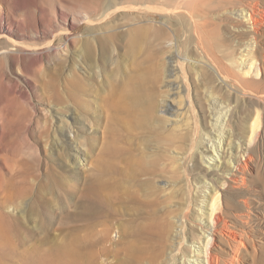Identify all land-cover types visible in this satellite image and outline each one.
<instances>
[{"label":"bare ground","instance_id":"1","mask_svg":"<svg viewBox=\"0 0 264 264\" xmlns=\"http://www.w3.org/2000/svg\"><path fill=\"white\" fill-rule=\"evenodd\" d=\"M80 9L71 21L66 14L62 15L63 29L58 31L50 23L32 33H26L30 31L27 27L12 23L0 11V46H3L0 64L6 62L10 66L17 64L30 69L44 56L56 54L57 43L63 45L59 66L68 90L65 115L73 120L71 107L75 105L83 118H93L100 134L97 139L99 152L109 157L115 168L113 180L116 185L144 187L161 195L165 212L155 235L156 253L149 264H203L202 257L206 264H218V246L212 248L209 255L206 250L211 241L216 243L217 240L208 238L209 227H213L211 236H223L224 231H229V225H220V221L223 217L230 218L236 208L235 194L226 193L221 198V209L217 189L225 187L226 178L217 173L221 170L230 173L233 178L229 181L235 183H238V177L242 178L238 175L241 167L234 168L229 159L224 160L223 165L218 163L217 159L222 156L218 152L222 150L224 129L227 127L232 131L227 136L229 139L235 134L232 113L228 114L230 118L226 119L225 125L222 122L230 105L234 104L238 113L243 110L248 113L238 120V125L235 123L240 134H250L249 140L254 135L264 137V79H258L260 70L252 61L243 68L247 55L243 54L244 58L241 57L238 63L236 58L226 57L208 19L222 20L223 15H230L239 23L233 25L234 29L246 27L248 23L253 32L260 28V23L251 22L252 18L244 16L242 7L228 0H83ZM157 20H160L159 24L155 23ZM80 21L82 25L77 24ZM240 33L244 38L254 40L249 35L251 31ZM46 36L50 39H42L41 43L26 41L41 40ZM249 52L252 54L253 48ZM141 58H144L143 62ZM251 58L253 60V54ZM125 60L135 64L128 67ZM231 90L243 95V106L232 98ZM88 96L92 99L88 100ZM217 106H222L220 112L215 111ZM58 130L64 138L68 139L71 133H75L74 138L79 137L69 121L66 127L61 125ZM85 142L90 144L88 139ZM212 155L215 158L211 159ZM208 160H213L212 168L216 171L211 170L208 175L222 180L218 182L211 178L207 182L202 179V193L211 189V195L198 202L201 208L195 210L192 207L194 210L190 211L187 199L193 193L190 188L193 184L188 183V179H192L189 164L193 162V171L201 168L208 173L203 166ZM110 166L101 164L84 171L81 212L87 222L103 224L106 217L101 194L107 186ZM163 182L165 184L161 185ZM217 183L221 186L217 187ZM194 211L197 215L191 216L198 221L205 219L206 224L202 226L197 221V226L196 223L193 225L198 227L197 235L194 229L186 226L193 224L188 223L191 218L187 217ZM100 226L103 237L96 250L74 254L73 248L69 249L65 264H115L108 250L122 237L117 229L119 236L114 240L111 238L113 228L108 224ZM232 231L226 235L228 241L237 238L238 233ZM185 240L191 242L188 248L193 258L191 262L185 253L187 250L180 248ZM200 242L201 248L194 250L192 244ZM140 261L132 260L133 264H142Z\"/></svg>","mask_w":264,"mask_h":264},{"label":"rangeland","instance_id":"2","mask_svg":"<svg viewBox=\"0 0 264 264\" xmlns=\"http://www.w3.org/2000/svg\"><path fill=\"white\" fill-rule=\"evenodd\" d=\"M228 1L242 7L244 16H250L251 22L255 20L260 23V28L253 32L252 26L246 23V27L234 29L233 25L239 23L232 20L230 15H223L222 20L209 18L208 25L210 29L214 28L216 42L221 50L224 49L227 58H236L235 62L238 63L243 54L247 55L243 68L252 61L260 70L258 79H264V0ZM82 2L83 0H0V11L12 23L27 27L30 31L26 33L44 29L50 23L59 31L63 29L60 22L62 15L66 14L71 21L73 14L81 10ZM82 23L80 21L77 24ZM155 23L159 24L160 20ZM78 30L77 28L76 31ZM241 31H251L249 35L254 40L244 38ZM42 39L47 41L50 37L26 41L41 43ZM56 46V54L44 56L30 69L17 64L10 66L6 62L0 64V264H65V254L69 249L73 248L74 254L96 250L97 243L103 237L100 225L104 224L113 228L112 239H118V230L122 237L107 251L115 264H133L140 260L142 264H149L150 258L156 253L155 235L165 212V206L160 201L161 195L153 194L144 187L116 185L113 180L115 168L112 167L109 157L99 152L100 144L97 139L100 134L95 129L93 118L85 117V120L75 105L71 107L75 118L71 120L65 115V107L69 103L68 90L59 66L64 46L58 43ZM252 48L253 60L249 52ZM140 61L143 62L144 58ZM132 63L135 64L134 61H126L128 67H132ZM238 92L231 90V96L243 106V95ZM87 99L91 100L92 97L88 96ZM217 108L215 111H219L222 106ZM229 109L222 123L225 125L226 119L230 118L228 114L232 113L235 134L229 139V132L232 131H228L227 127L224 129L226 132L222 133L223 152H218L222 156L217 160L223 165L224 160L229 159V164L234 168L241 167L242 171L240 169L238 175L243 179L238 177V183L231 182L229 178L232 179L233 176L230 173L218 171V175L226 178L225 187L217 189L219 205L223 209V194H235L233 200L236 210L230 218L221 219L220 215V225H229L227 230L230 232L224 231V235L220 237L211 236L209 233L213 232V227H209L208 238L219 239L221 243L217 240L216 243L209 241L206 250L209 255L210 250L218 246V257L215 256L218 264L219 261H222L221 264H264V137L254 135L249 140V133L242 136L237 122L248 113L245 110L238 113L234 104ZM68 121L73 123L78 138H74L75 133L68 135V139L58 134L59 126L66 127ZM85 139L89 140V145H86ZM245 147H248L247 150H244ZM210 158L215 157L212 155ZM204 162L203 166L209 170L208 173L201 168L193 171V162L189 164L192 179H188V183L194 186L189 185L193 192L190 194L193 200H189L190 197L187 199L191 205L190 211L201 208L202 205L198 202L211 195V189L205 194L202 193V179L207 182L211 178H216L218 182L222 180L220 177L208 175L211 170L216 172L212 168L213 160ZM101 164L111 166L108 167L110 171L107 186L101 194L106 217L102 220L103 224H96L87 222L81 212L84 197L83 174L86 169L93 170L96 165ZM198 165H201L199 161ZM163 184L165 182L161 183ZM216 186L221 185L217 183ZM202 210L207 212L206 209ZM204 211L202 214L205 216ZM194 214L197 215L195 211L190 212L187 217L191 218L188 223L193 224L186 226L194 229L197 235L198 227L195 226L198 222L202 226L206 224L205 219L195 220L192 217ZM231 231L238 233L235 241H228L226 235L229 236ZM182 242L180 248L187 250L185 253L191 262L193 258L188 252L191 242ZM201 242L192 244L193 249L201 248ZM175 260L177 263L178 256ZM200 260L206 264L203 257Z\"/></svg>","mask_w":264,"mask_h":264}]
</instances>
